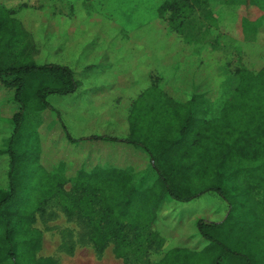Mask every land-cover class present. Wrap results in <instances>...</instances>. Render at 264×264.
<instances>
[{
    "label": "trees",
    "instance_id": "1",
    "mask_svg": "<svg viewBox=\"0 0 264 264\" xmlns=\"http://www.w3.org/2000/svg\"><path fill=\"white\" fill-rule=\"evenodd\" d=\"M188 2L171 0L163 16L176 15ZM253 6L262 14L252 22L257 31L264 24V2L253 0ZM41 34L50 38L45 21L38 28ZM89 39L92 44L98 42L93 36ZM111 44L102 46L105 53ZM40 52L17 12L0 6V82L16 90L21 106L11 119H0V264H55L38 256L43 234L34 227L37 214L51 201L91 225L90 240L98 253L114 244L120 257L127 258L133 250L151 258L155 246L161 249L164 244L156 229L161 226L167 198L187 204L211 193L225 203L227 214L221 222L191 221L205 247L197 249L193 230L178 231L185 225H179L173 214V220L165 219L168 231L180 240L185 237L188 241L182 244L192 247L166 250L147 264H264L255 254L247 256L252 250L233 247L231 241L240 231L230 224L234 203L229 196H238L242 206L245 198L241 197H249L252 202L244 214L249 229L264 226V222L258 228L252 224L256 208L264 214V67L257 73L236 71L238 84L212 120L198 118L199 112L208 117L203 113V108H209L207 102L198 108L193 97L179 101L154 88L142 93L128 118L130 134L125 142L151 157L155 183L143 189L128 172L96 168L82 170L68 192L64 175L49 172L41 164L39 134L30 126L40 121L29 113H56L49 98L74 95L82 82L70 66L52 63L48 57L38 64ZM64 131L71 142L82 140L73 139L65 126ZM88 139L118 141L99 135Z\"/></svg>",
    "mask_w": 264,
    "mask_h": 264
},
{
    "label": "rangeland",
    "instance_id": "2",
    "mask_svg": "<svg viewBox=\"0 0 264 264\" xmlns=\"http://www.w3.org/2000/svg\"><path fill=\"white\" fill-rule=\"evenodd\" d=\"M7 1L0 0V4ZM170 1L73 0L68 6L64 5L65 10L63 9L58 12L57 6L55 7L50 4L51 0H43L44 4L41 6L38 5L40 6V10L37 11V15L49 18L59 13L60 15L68 16L72 21H75L74 26H76V30L74 36H84L86 38L93 36L94 39L98 40L97 43L88 45L87 47H81L78 49L79 52H75V58L79 61L78 64L81 65H85L86 62L90 63L89 54L97 55L99 53L98 50L103 45L105 46L106 42L112 41L109 40L113 39L111 36L118 34L127 36L125 41L117 40L113 42L111 49L117 55L116 58L118 57L116 62H113V67L117 70L123 68L130 71L131 69L133 71H142L145 59H148L146 54L148 53L151 30L155 31L156 36H162L164 34H168V37L170 35L180 36L184 34L183 27L196 23L199 37L203 39L210 38L211 40L216 38L220 45L218 59H214L213 61L217 65L211 70L213 75H210L209 70L204 66L205 69L198 71L195 79L198 85L202 79H213L212 94L210 96L214 100L213 103L220 109L238 84L236 71L249 70L257 73L264 67V24L256 31L252 23L258 17L257 15L261 16L262 14L259 11L256 12L254 9L253 0H189V5L183 8L181 12L176 15L169 14V16L167 15L168 17H164L163 12L165 6ZM259 1L264 2V0ZM64 2L62 1V5ZM0 6L4 8V6ZM15 12L18 14L21 11ZM25 12L29 18V11ZM166 18L172 19V21L168 22ZM139 27H142V29L137 30ZM136 39L139 41L138 43ZM94 68H96L94 71L92 68L89 69L92 70L90 72H82L78 79L86 84L88 75H93V73L97 76L102 75L105 68L109 67H106L102 61ZM184 83L181 87L188 88L186 86L187 83L186 85ZM154 84L158 87L161 86L160 82L157 81H152V85ZM166 87L165 85L164 88ZM63 99L65 98L51 96L49 102L53 106H61V108H63L62 106L67 107ZM67 108L71 112L74 111L73 108ZM49 113L51 115L50 118L43 123L45 131L53 134L58 132V129L62 130V122L59 121V117L56 114L58 112ZM30 126L37 130L40 143L43 142L42 137L46 140L44 136L46 134L45 132L39 131L37 122L32 121ZM96 133L97 135L100 134L99 132ZM43 143H46V141ZM58 144L59 141H55L54 151H61ZM108 145L114 148L121 147L118 143H109ZM32 146L35 148L34 144ZM48 150L50 152L49 148ZM91 151L87 165L91 167L93 164L102 163L103 161L100 159L101 155L96 153V149H91ZM45 158L51 161L52 156L48 154L47 157H44V160ZM151 173L149 171L145 174V180L138 185L144 186V184H149L152 180ZM72 183L73 181L66 183V191L69 192L73 188ZM238 193H240L239 190ZM229 196L234 203L230 224L237 225L240 231L235 235V239L231 241L234 242L233 247L239 246L245 250L248 249V251L252 250L247 256L254 257L255 254L264 263V226L261 229L259 228L260 232L259 229H249L248 225L250 221H248L249 219L245 220L244 217V214L248 213L247 209L250 206L248 202L251 203L252 201L248 199L249 197H241L247 200L243 201L246 206L245 208L244 205H241L242 202H240L238 196L232 195L231 193H229ZM166 203L165 207L171 208L176 216L177 223L179 225H185V228L181 226L178 231L193 230L196 235L197 229L195 225L193 228L191 227V221L200 218L199 216L203 213L211 214V210L214 212L220 206L225 205L221 198L213 193L204 195L187 204L179 203L168 197ZM254 212L259 216L257 217L255 213L253 214V218L256 219L252 224L255 227L257 225L261 226L262 222H264L263 211L260 208H256ZM34 227L43 234V247L38 256L51 259L55 264H147L150 259L160 258V255L166 252L168 248L167 240L164 239L163 247L160 249L156 245V248L152 251L151 258L133 250L128 253L127 258L120 257L115 251L114 244H109L105 251L100 254L96 251L90 240L91 225L77 215H68L56 200L49 202L43 212L37 214ZM159 234L162 236L161 233ZM134 246L136 248L138 247L136 244ZM135 247L132 248L136 250Z\"/></svg>",
    "mask_w": 264,
    "mask_h": 264
},
{
    "label": "crops",
    "instance_id": "3",
    "mask_svg": "<svg viewBox=\"0 0 264 264\" xmlns=\"http://www.w3.org/2000/svg\"><path fill=\"white\" fill-rule=\"evenodd\" d=\"M62 1H65L63 5ZM71 1L73 2V0H51L50 4L57 6L59 12L65 10L64 5L68 6ZM43 4V0H8L0 4L8 11H21L17 14L18 19L22 21L41 48V52L36 58L38 64L43 63L41 59L48 57L52 63L70 66L78 76H81L82 72L94 71L96 69L94 67H97L102 61L109 68H105L102 75L97 76L94 73L88 75L86 84L82 82V86L76 94L64 96V104L69 108H73L74 111L71 112L66 106L61 108V106L51 104L58 112L63 131L58 129V132L51 134L43 128V123L50 118L49 112L52 111H42L34 113V115L29 113L32 119L38 118L40 121L39 131L46 134L44 135L46 140L42 137L43 142L46 141V143H41L42 166L49 172L64 175L68 181L76 180L82 170L91 172L96 168H101L128 172L132 175L134 183L139 184L145 180V174L150 171V173L152 172V180L149 184H144L142 188L150 187L157 180L151 157L141 148L125 142L130 134L128 118L134 109V103L142 93L154 88L166 92L179 101H184L186 97H193L198 108L205 105L204 102H207L209 108L206 107L207 110L203 108L204 112L203 110L202 112L205 115L208 113V117H203V114L199 112L198 118L212 120L218 117V106L213 103L214 100L210 96L212 94L213 79H202L199 85L195 79L197 72L205 69V67L209 70L210 75H213L211 70L217 66L213 61L218 59L219 42L216 38L211 40L210 38L203 39L199 37L196 23L183 27L184 34L180 36L170 35L168 37V34L156 36L155 31L151 30L152 37L149 36L148 53L146 54L148 59H145L142 71H133V69L130 71L123 68L117 70L113 67V62H116L118 58H116L117 55L112 49L105 53L106 48L104 47L98 50L97 55L89 54L90 63L86 62L85 65H81L78 64L79 61L75 58V52H79L78 49L81 47L91 45L92 41L84 36H74L75 21H72L68 16L59 13L49 18L37 15V11L40 10V6ZM25 11H29V18ZM42 21H45V24L50 27L49 39L44 38L46 35H38V28ZM141 29L142 27L137 28V30ZM126 37L118 34L117 37L109 39L112 41L106 43H113L117 40L125 41ZM79 41H81L80 44H78ZM136 42L139 41L136 39ZM44 43L45 46L43 47ZM188 77L190 78L188 79ZM152 81L160 82L161 86L152 85ZM183 83L185 85L187 83L188 88H182ZM165 85L166 88H164ZM15 92L16 90L13 87L0 82V119H11L20 111L21 106L15 99ZM146 104H151V101L147 100ZM63 125L73 139L82 140L71 142L64 131ZM96 132L100 133L99 136L112 137L118 141L89 140V137L97 135ZM57 140L61 151H54L53 147ZM109 143H118L121 147L114 148L108 145ZM125 145L132 146L126 147ZM75 147L77 148L75 149ZM91 149H96V153L101 155L100 159L103 162L89 167L87 161L90 159ZM48 154L52 156L51 161L47 158L44 160V157H47ZM210 213H203L199 217L209 221L221 222L226 218V205L220 206L214 212L211 210ZM173 214L171 208H165L162 214L161 226L156 229L167 240L168 248L166 250L177 246L192 247L189 244H182V240L183 243H186L188 239L182 237V240H180L178 235H173L172 232L168 231L169 225H166L165 219L167 217L168 220H173ZM193 233L195 234V232ZM195 240L199 247L197 249L200 250L205 247L204 241L198 235L195 236ZM179 243L180 245H178Z\"/></svg>",
    "mask_w": 264,
    "mask_h": 264
}]
</instances>
